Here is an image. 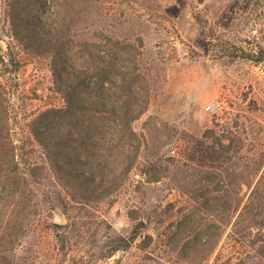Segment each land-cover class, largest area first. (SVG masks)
Listing matches in <instances>:
<instances>
[{
    "label": "rangeland",
    "instance_id": "rangeland-1",
    "mask_svg": "<svg viewBox=\"0 0 264 264\" xmlns=\"http://www.w3.org/2000/svg\"><path fill=\"white\" fill-rule=\"evenodd\" d=\"M260 49L264 0H0V264H264V61L236 57ZM102 72L108 108L143 110L136 136L78 116L52 165L37 115L92 103ZM14 172L45 178L23 199Z\"/></svg>",
    "mask_w": 264,
    "mask_h": 264
},
{
    "label": "trees",
    "instance_id": "trees-1",
    "mask_svg": "<svg viewBox=\"0 0 264 264\" xmlns=\"http://www.w3.org/2000/svg\"><path fill=\"white\" fill-rule=\"evenodd\" d=\"M259 2L255 4V6H258ZM236 57H240L243 59H247L256 63H261L264 61V55H263V49H260L259 52L255 54L251 53H246L242 52L240 55H237ZM13 62V61H12ZM14 66L17 70V64L14 63ZM118 76L121 74L119 71H115L114 75ZM66 75H68V78L66 79L65 82H63L64 86L66 88L71 89L72 86L70 84L71 79L69 77V73L67 72ZM75 79V75H72ZM121 77L122 81L125 80V77L122 76V74L119 76ZM88 88H90V94L93 93V91L96 92L97 98L95 101L92 103L84 104V103H74L71 101L70 96L68 93H63L64 98L69 99L68 103L66 106L62 108H54L50 107L45 109L44 111L40 112L37 117H36V126L39 127L41 126L42 131L36 130L34 131L33 135L38 136L39 143L46 152L48 160L52 163V165H56L59 162H61V157L57 155L56 149L58 148L59 144L63 141H68V142H77L75 139L71 137V127L74 126V120L78 119V116H80L81 120L84 121V123L88 124L87 126H94L96 128L97 125L104 123L106 118L113 117L116 121H119V125L121 128H124L125 131H123L124 136H127L129 138H134L136 135L132 131V124L138 120V116L143 112L142 111H136L135 109V101L136 99L133 97H130L128 99L125 108L122 110V112L119 111V107L112 106L111 108H108L107 103H106V98L107 94L104 91L105 89V83L110 82V78L103 72L102 75L95 77H88L87 79ZM115 80H117L115 78ZM129 79H126V81ZM134 85V81L128 82L127 85V93L135 95L136 93L132 91ZM2 88V84L0 82V90ZM117 88V87H116ZM118 88H120L118 86ZM129 88V89H128ZM131 91V92H130ZM87 92V91H84ZM115 97L114 101L120 102V96L118 95L117 91H115ZM109 98V97H108ZM9 113L6 110V107L4 105V99L2 98V94L0 92V152L7 151L10 153L11 163L12 160L15 157V148L12 146L11 140H10V126H9ZM86 126V128H87ZM94 128V132H95ZM93 132V133H94ZM127 133V134H126ZM65 138L66 140H64ZM88 152V151H87ZM100 156V155H99ZM1 155H0V166L4 165L3 160H1ZM68 162V164H71L69 161H64ZM59 164H62L59 163ZM40 174V173H38ZM35 174L34 172L31 173H26L24 177L19 175L18 173L14 172L12 173L11 178L13 179V186L15 188V196L23 199L26 198V192L27 188L32 186L34 183H39L37 180H43L45 177H43V173L40 175ZM56 176L60 181H64L65 183H73L75 184V181L77 180V183L80 184H86V182L94 181V175H90V177H85L84 171L81 172V174H74L69 170L68 167H64V165H59L58 170L56 169L55 171ZM215 190L218 192H221L222 190L214 187ZM28 193V192H27ZM203 197L206 199H210L211 195L209 192L203 193ZM219 196L213 197L216 198L215 200L217 201ZM212 198V197H211ZM84 200H88L87 198ZM206 210L210 212L209 207H206ZM139 233V229H134L133 232V238H135Z\"/></svg>",
    "mask_w": 264,
    "mask_h": 264
},
{
    "label": "built area",
    "instance_id": "built-area-1",
    "mask_svg": "<svg viewBox=\"0 0 264 264\" xmlns=\"http://www.w3.org/2000/svg\"><path fill=\"white\" fill-rule=\"evenodd\" d=\"M221 108V104L219 102H211L205 105V111L208 113H215Z\"/></svg>",
    "mask_w": 264,
    "mask_h": 264
}]
</instances>
